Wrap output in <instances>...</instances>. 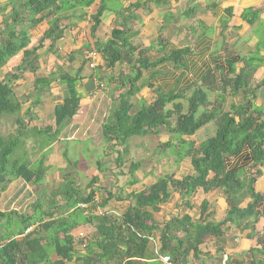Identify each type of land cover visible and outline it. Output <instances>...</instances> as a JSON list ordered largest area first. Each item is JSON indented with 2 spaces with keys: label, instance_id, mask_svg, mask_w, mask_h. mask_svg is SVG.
<instances>
[{
  "label": "trees",
  "instance_id": "trees-1",
  "mask_svg": "<svg viewBox=\"0 0 264 264\" xmlns=\"http://www.w3.org/2000/svg\"><path fill=\"white\" fill-rule=\"evenodd\" d=\"M92 4L93 0H12L9 4L11 9L0 31V70L11 62L15 66L10 64L9 72L0 76V120L4 114L16 115L18 129L12 136L0 134V195L11 181L18 178L33 186L34 191L44 185L48 171L45 165L47 154L34 161L38 162L36 165L29 160L22 161L18 158L22 137L32 132L37 136L44 132L62 133L67 139L74 136V131L64 134L62 129L72 122L80 110L82 96L78 88L83 85L84 79L94 76L98 79V89L93 94L96 107L102 104L101 91L107 89L109 92L111 87L113 93L120 92L112 101L110 109H102L100 119L94 118V123L100 125L98 133L110 149L119 147L116 149L117 164L123 161L122 152L127 151L125 145L129 138L158 135L166 130L175 138L158 144L159 149L163 153L174 149L172 156L175 157V163L189 159L193 171L182 178L162 175L154 183L128 193L125 189L106 191L100 198L97 196L99 189L95 187L96 176L92 177L87 184V192L83 194L80 186L66 174L63 185L48 198L47 210L45 201L38 199L36 192L32 197L33 191H30L19 203L20 207L26 198H32L28 206L29 213H24L23 209H12L5 213L0 211V264H167L162 261L164 256L169 257L168 264H197L203 254L202 245L207 239L225 237L230 226L241 230L252 226L254 229V223L260 215L258 207L264 201V196L255 192L260 171L254 169L264 164L262 112L249 98L243 104H232L228 111H224L220 104H210L202 87H195L189 93H165L158 88L148 102L136 106L133 101L136 94L145 86H150L144 81L145 71L163 62L178 65L180 57L187 51H171L151 62L148 50H138L132 45L131 39L135 33L115 28L110 39L105 42L97 39L94 46L104 58L107 68L122 65L118 74L99 77L96 72L101 74V67H91L94 59L86 51L84 62L74 73L58 67L48 77H36L34 91L37 90V96L21 114L23 103L14 87L26 72L38 71L41 57L38 50L44 42H49L51 49L56 47L64 34L61 23L65 19L86 16L81 6ZM103 9L101 6L96 14L91 15L90 43L96 40ZM4 12L5 8L0 7V14ZM255 14V11H246L242 13V18L251 21ZM44 21H48L49 27L40 39L33 42L30 31ZM73 59L71 53L69 62ZM86 69H89V73L84 75ZM53 82L65 85L68 94L61 103L55 105L52 127L43 129L26 125L24 116L33 119V108L43 104L42 94L46 88H51ZM225 84L231 96L241 91L244 93L246 71L242 69L227 79ZM213 121L217 123L214 135L199 143L195 139L185 138L195 135ZM93 132L80 130L76 134L90 137ZM242 152L245 154L244 161L252 163L249 173L240 168L227 167V159ZM140 168L139 162L130 164L128 186L136 187L139 184L136 172ZM199 190L205 194L220 190L226 195L228 211L223 220L210 219L211 213H207L209 202L206 200L199 206L197 219L189 212L174 215L161 223L155 219V214L171 201L174 193L181 195L183 208L192 210L194 205L191 200ZM247 198H250L247 205L241 207ZM112 200L115 203L109 209L107 206ZM84 204L86 208L81 207ZM11 205L12 202L8 209ZM86 225L92 226L94 230L90 235L77 239L74 230ZM76 240L80 242V250L76 247ZM157 240L160 243L158 250L155 248ZM220 252L222 250L218 249L217 253ZM226 264H264V245L261 249H252L248 260L232 261L227 258Z\"/></svg>",
  "mask_w": 264,
  "mask_h": 264
},
{
  "label": "crops",
  "instance_id": "crops-1",
  "mask_svg": "<svg viewBox=\"0 0 264 264\" xmlns=\"http://www.w3.org/2000/svg\"><path fill=\"white\" fill-rule=\"evenodd\" d=\"M11 1L0 0L1 9L5 8V12L0 14V31L5 16L11 9L9 6ZM101 6L104 9L95 34L96 40L90 43L89 29L93 23L91 15L96 14ZM81 8L83 12L87 13L86 16L65 19L61 23L64 34L56 43L55 48L51 49L49 42L46 41L38 50L41 56L40 71L53 72L56 68L63 67L67 72L74 73L84 62L86 51H97L94 46L97 39L107 41L111 38V32L115 28L129 30L135 33L131 39L132 45L138 50H148L147 55L151 62L163 58L171 51L181 49L187 51L180 57L181 61L178 65L174 62H163L148 72L145 71L144 81L150 86H145L136 94L135 103L148 102L158 88L165 93L173 91L189 93L195 87H202L207 93L211 105L220 104L224 111H228L226 110L227 106L230 108L232 104H243L245 99L249 98L252 99L254 106L262 112L264 118V0H93L91 6H81ZM250 10L256 13L252 16V20L242 18V13ZM48 27V21H44L31 30L33 42L40 39ZM71 53L74 59L69 62ZM93 61L95 66L101 67V74L100 72L96 73L99 77L104 78L110 77L111 74H118L122 66L118 64L113 68H107L104 58L98 52ZM10 64L13 65L12 62ZM9 65L1 68L3 73L4 70L9 72L11 69ZM242 69L247 74L244 93L241 91L236 96H231L225 81ZM88 71L89 69H86L83 74H88ZM150 76L152 79H149ZM33 78L32 73L26 72L16 86L30 87L32 85L30 81L33 82ZM97 87V76L84 79L83 85L78 88V92L82 96L80 110L72 122L63 127L64 134L72 131L76 134L80 130L94 131L93 134L99 132L100 125L94 123V118L100 119L101 110L110 109L114 99L107 89L101 91L102 104L99 103L96 107V97L93 94L98 89ZM65 90L67 91V88ZM66 91H63L64 95L61 100L53 103V109L67 96L68 91L67 93ZM26 99L25 96L23 100L26 101ZM41 105H39L40 109L34 110L35 115L31 119L33 122L46 118L45 108ZM49 118L48 116L43 120L46 122L45 127L39 124V126H34L43 129L52 127L55 117L53 116L52 121ZM211 124L212 122L208 123L190 138H185L195 139L197 143L203 141L198 138L200 132H202V138H207L216 132L217 123L213 121V127L210 128ZM158 135L160 136L159 143H166L171 139L166 130H162ZM244 156L245 154L242 152L234 158L227 159L228 169L240 168L249 173L252 163L244 161ZM163 162L167 164V172L163 175L182 178L193 171L189 159L175 163L172 156L166 155L164 159L161 158V163ZM256 170L260 171V176L255 182V192L264 196V164L256 166L254 171ZM151 171L143 172V176L148 175L145 180H142V176L138 175L139 182L142 184L148 182L146 185L154 183L158 176L156 177L154 174L156 178L151 181ZM33 188L19 178L11 181L7 188L1 192L0 211L2 213L12 209L27 211L33 201L32 198H26L24 205L20 208L17 207L21 205L19 203L28 196L30 191H33L32 197L35 196ZM18 194L19 197H17ZM204 200L209 202L207 213H211V220L221 221L226 217L228 211L226 195L220 190L208 194L199 190L191 200L194 205L192 210L183 208L181 195L174 193L171 201L162 207L159 213L155 214V219L161 223L174 215H183L188 212L197 219L200 213L199 206ZM249 200L250 198H247L241 207H245ZM11 202L12 205L8 209ZM258 212L260 215L254 223V229L252 226L243 230L230 226L225 237L207 239L206 243L202 245L203 254L197 264H226L227 258L232 261H244V259L248 260L252 249H261L262 244L264 245V201L260 203ZM246 222L248 223L249 220ZM159 246L160 243L157 240L156 250L159 249ZM218 249L222 250L220 254L217 253Z\"/></svg>",
  "mask_w": 264,
  "mask_h": 264
},
{
  "label": "rangeland",
  "instance_id": "rangeland-1",
  "mask_svg": "<svg viewBox=\"0 0 264 264\" xmlns=\"http://www.w3.org/2000/svg\"><path fill=\"white\" fill-rule=\"evenodd\" d=\"M4 73H7V70H4ZM4 73L0 70L1 77L5 75ZM50 73V71H40L38 69L36 73H32L34 78L33 82L30 81V84H32L30 87H14L17 97L19 100L21 99V102L23 103L21 114H23L27 108L32 105V102L37 96V90L34 91L35 78L48 77ZM50 87L51 88H46L42 94L44 102L41 107L44 106L46 118L49 116V120L52 121L54 116L53 103H57L62 99V96L64 95L63 91H66V86L58 84V82H53ZM109 92L113 93V88L109 87ZM118 95V92L113 93V99H115ZM25 96L29 97L26 101L23 100ZM133 101H135V99ZM140 105L141 103H136V106ZM227 107L226 110H229ZM38 108L40 109L39 106H36L33 110L37 111ZM2 117L3 118L0 120V134L5 136L15 135L18 129V124L16 123L17 116L4 114ZM43 120H36L33 122L29 116L25 115L23 121L28 126L34 127V125H41L42 127H45L46 122H43ZM212 127L213 122L210 128ZM65 136L62 135V133L57 135L52 132H44L42 135L37 136V134L33 135L32 132V134L29 133L27 136L22 137L21 144L18 148V158H21L22 161L29 160L34 165L38 163L34 161H37L43 154H47L45 157V165L48 167V171L45 176L44 185L35 191L36 197L45 201V208L48 205L47 200L51 196V193L55 189L61 187V185L65 182L64 177L66 174L80 186L83 194L87 192V184L90 182L92 177L95 176L97 177L95 187L99 189L97 191L98 198H100L101 195H105L106 191L118 192L119 189H125V191L127 190L126 193H128L131 190L139 189L148 183L142 184V182H139V185L136 187L128 186V181L131 177L128 170L131 163L139 162L141 164V168L137 170L138 173L136 172L137 178L142 176V180H145V177L148 175L143 176V172L152 170L150 180L154 181L157 176L160 177V175L167 172V164L164 162L161 163V158L164 159L166 155L172 156L173 152H175L173 151L174 149H170L163 153V151L159 149V135L133 136L128 139L125 145L127 151L122 152L124 157L122 163L117 164L115 161V158L118 155L116 149L119 147L117 148L114 146L113 149H110V146L106 143L100 133L92 134L90 137L78 133L74 136H70L69 139ZM169 136L171 139L175 138L172 133H169ZM202 137V132H200L198 138L200 140H204L206 138ZM43 148L44 150H42ZM120 150H122V148H120ZM13 158H16V156ZM172 158L175 157L172 156ZM154 174H156V177ZM58 200L60 201V198H58ZM112 203H115V201H110L107 206L109 209H111ZM28 208V212L24 211V213H29ZM93 230L92 226H81V228L74 230V235L77 239H80V233L90 235ZM76 243L77 249L80 250L79 240H76Z\"/></svg>",
  "mask_w": 264,
  "mask_h": 264
},
{
  "label": "built area",
  "instance_id": "built-area-1",
  "mask_svg": "<svg viewBox=\"0 0 264 264\" xmlns=\"http://www.w3.org/2000/svg\"><path fill=\"white\" fill-rule=\"evenodd\" d=\"M87 54L89 55V57L95 59V57L97 55V52H95V51H88ZM94 65L95 64L92 63L91 64V67H94ZM81 207L82 208H86V205L85 204L84 205H81ZM80 234H81V237H85V234L84 233H80ZM162 260H163L164 263H167V264L170 263L169 257H163Z\"/></svg>",
  "mask_w": 264,
  "mask_h": 264
},
{
  "label": "clouds",
  "instance_id": "clouds-1",
  "mask_svg": "<svg viewBox=\"0 0 264 264\" xmlns=\"http://www.w3.org/2000/svg\"><path fill=\"white\" fill-rule=\"evenodd\" d=\"M85 236H86V235H85ZM81 238H84V237H81ZM81 238H80V239H81ZM164 257H166V256H164ZM162 258H163V257H162ZM162 261H163V260H162Z\"/></svg>",
  "mask_w": 264,
  "mask_h": 264
}]
</instances>
